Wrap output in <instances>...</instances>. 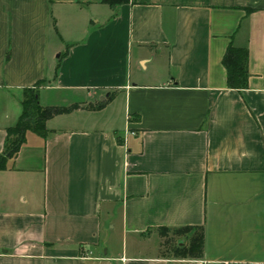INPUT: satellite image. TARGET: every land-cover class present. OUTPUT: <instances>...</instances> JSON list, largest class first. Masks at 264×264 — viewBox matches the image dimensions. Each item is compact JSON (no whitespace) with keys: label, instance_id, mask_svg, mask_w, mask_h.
<instances>
[{"label":"crops","instance_id":"1","mask_svg":"<svg viewBox=\"0 0 264 264\" xmlns=\"http://www.w3.org/2000/svg\"><path fill=\"white\" fill-rule=\"evenodd\" d=\"M38 82L79 107L0 169V264H264V0H0V153ZM188 225L203 255H169Z\"/></svg>","mask_w":264,"mask_h":264},{"label":"trees","instance_id":"2","mask_svg":"<svg viewBox=\"0 0 264 264\" xmlns=\"http://www.w3.org/2000/svg\"><path fill=\"white\" fill-rule=\"evenodd\" d=\"M114 5V0H107ZM248 49L245 47H236L229 44L222 56V64L226 70L227 86L234 89L247 87L248 82ZM42 82L35 86L24 89L21 99V112L14 125L6 128L5 148L0 153V169L5 167L8 158L16 155L19 147L25 141V135L28 131L45 136L47 133L46 120L57 114L69 112L79 104H73L69 107L64 106H41L38 100V87ZM116 92H109L106 99L96 104H88L91 109L101 108L111 100ZM163 236L170 233L162 243V248L169 255L177 258L201 257L204 249V231L201 225H188L172 230L162 228ZM183 239V244L178 241Z\"/></svg>","mask_w":264,"mask_h":264},{"label":"rangeland","instance_id":"3","mask_svg":"<svg viewBox=\"0 0 264 264\" xmlns=\"http://www.w3.org/2000/svg\"><path fill=\"white\" fill-rule=\"evenodd\" d=\"M52 41H54L55 42V39H54V36L52 35ZM57 43V42H56ZM54 44V43H53ZM65 48H66V46H62V49L63 50H65ZM55 59H58V60H60L61 58L60 57H58V58H55ZM45 97H47V99L49 100V101H55V100H58L59 102H57V104H51V106H64V107H69V106H71V105H73V103H69V102H65V103H63V102H60V100L61 101H63V100H65L64 98H66V100L67 101H69L68 99H70V95L68 94V93H64V92H57V93H51V92H47V93H45ZM80 97H82V95L80 96ZM101 98V97H100ZM76 101V100H75ZM100 100H96V102L93 100V103L92 104H96L97 102H99ZM59 103V104H58ZM88 104H90V103H87L84 107H85V110H87V111H97V110H99L100 108H95V109H91V108H88L87 107V105ZM116 104V103H115ZM41 106H43L42 104H40ZM47 106H50V105H47ZM117 109V106L116 105H110V107H109V112H111L112 110L114 111V110H116ZM73 110H71V111H69V112H72ZM69 112H66V113H69ZM66 113H61V114H66ZM57 115H59V114H57ZM56 116V115H55ZM54 117V116H53ZM51 118V117H50ZM49 119V118H48ZM47 119V120H48ZM47 120H46V122H47ZM47 128V127H46ZM170 234V233H169ZM167 238V236L166 237H164V239L163 240H165Z\"/></svg>","mask_w":264,"mask_h":264}]
</instances>
